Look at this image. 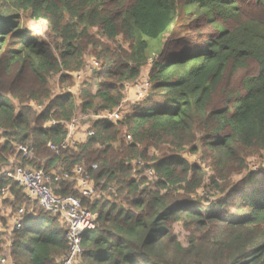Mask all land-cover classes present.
<instances>
[{
  "label": "trees",
  "instance_id": "1",
  "mask_svg": "<svg viewBox=\"0 0 264 264\" xmlns=\"http://www.w3.org/2000/svg\"><path fill=\"white\" fill-rule=\"evenodd\" d=\"M19 12L44 22L58 46L23 30ZM89 59L99 70L66 92ZM251 62L255 74L234 88ZM144 69L148 90L127 116L87 120L82 136L49 150L72 120L121 106ZM250 157L264 160V0L0 2V191L9 187L0 199L17 212L29 200L3 175L13 166L84 167L95 193L81 203L95 227L82 235L80 264H264V168L251 170ZM51 190L79 196L70 179ZM39 209L14 230L15 264H60L66 253V224Z\"/></svg>",
  "mask_w": 264,
  "mask_h": 264
},
{
  "label": "built area",
  "instance_id": "2",
  "mask_svg": "<svg viewBox=\"0 0 264 264\" xmlns=\"http://www.w3.org/2000/svg\"><path fill=\"white\" fill-rule=\"evenodd\" d=\"M100 68V63L96 59L87 60L83 66L72 74L73 86L66 89V92L74 94L80 90L84 82L87 81ZM137 86V99H141L147 92L148 84L144 87ZM140 89V90H139ZM96 120L118 121L123 116L120 107L104 114L96 115ZM76 120H72L67 124L70 135L59 145L48 144L50 151L58 153L65 149L69 142L73 140L71 134L75 128ZM92 133L89 132L88 135ZM130 140V137H126ZM17 152L22 157H31L32 149L26 146H18ZM96 166H91V170ZM253 171L256 168L253 167ZM3 175L11 179L22 190L23 194L30 200L35 201L38 206L45 212L52 215H58L66 224L64 240L66 242V253L61 259L60 264H80V256L82 254L81 238L82 235L95 227L94 216L82 207L81 197L90 198L94 195V186L89 177V173L84 167L75 166L69 172L62 173H45L43 170H33L22 166H13L6 169ZM72 180L75 183L79 196L55 195L51 190V185L61 180ZM9 187H4L0 194L6 197L9 193ZM26 211L21 208L18 210L13 219V231L20 230L23 220L26 218ZM28 216H33V211L27 212ZM0 264H15L10 257L0 259Z\"/></svg>",
  "mask_w": 264,
  "mask_h": 264
},
{
  "label": "rangeland",
  "instance_id": "3",
  "mask_svg": "<svg viewBox=\"0 0 264 264\" xmlns=\"http://www.w3.org/2000/svg\"><path fill=\"white\" fill-rule=\"evenodd\" d=\"M3 1L4 0H0V2H3ZM247 10H251V8H247ZM19 14H20L21 28L23 30L28 31L30 34H32L33 37L37 38L39 42L49 44L52 48L53 47L55 48L56 46H58L57 40L51 35V33L47 29L46 24L44 22L35 21L29 18V15L27 13L19 12ZM166 36L164 37V39L167 38ZM161 39L162 37H159L157 39L148 40L147 52L149 54L150 53L153 54L154 51L160 48L161 42H162ZM256 70H257L256 63L251 62L249 65L248 72H239L237 76L233 79L234 88H240L241 86L240 82L243 80V78L247 75L255 74ZM51 83H52V89L55 92L58 89L56 81L53 79L51 80ZM147 84H148V80L146 78V70L144 69L141 79L138 82L131 83V84L124 86V90H123L124 99L121 103V106H119L122 116H125V115L127 116L131 112V110L134 108V105L136 104V102L140 100V99L139 100L137 99L138 89L136 85H138V87L145 88ZM148 87H149V84H148ZM63 89H66V88H63ZM95 116L96 115H93V114H87L86 116L83 115L75 119L76 120L75 128H74V131L72 132V136L73 135L76 137L82 136L87 126H89L86 121L89 120L90 122H92V120L96 119ZM183 157L187 159L190 163L199 164L198 157L195 155L184 153ZM250 158H254V161H255V163H249L251 170L253 169V167L256 168V170H259V168H261L262 166L264 168V160L259 159L257 157L256 158L250 157ZM234 189H235V193L232 195L229 203L233 201V199H235L239 195V193L243 191L245 188L242 186H239L238 188L234 187ZM199 193L202 194L201 191ZM13 203L14 202L8 200L7 198L0 199V230H2L0 232V234L2 235L0 238V257L2 258L3 256H9L12 251V239L15 236L14 231H13V219L16 216L15 213L17 212L16 208L13 207ZM21 204L23 208L25 207V210H27L28 212L33 211L35 215L40 211L39 207L36 204L32 203L26 198L25 200L21 199ZM59 218L61 217L59 216ZM179 239L182 241L183 243L182 245L184 246L185 241L183 239V234L179 236Z\"/></svg>",
  "mask_w": 264,
  "mask_h": 264
},
{
  "label": "bare ground",
  "instance_id": "4",
  "mask_svg": "<svg viewBox=\"0 0 264 264\" xmlns=\"http://www.w3.org/2000/svg\"><path fill=\"white\" fill-rule=\"evenodd\" d=\"M82 252H83V250H82ZM82 255V254H81ZM81 257V256H80Z\"/></svg>",
  "mask_w": 264,
  "mask_h": 264
}]
</instances>
